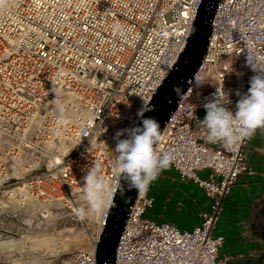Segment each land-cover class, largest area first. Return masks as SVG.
I'll return each instance as SVG.
<instances>
[{
  "label": "built area",
  "instance_id": "built-area-1",
  "mask_svg": "<svg viewBox=\"0 0 264 264\" xmlns=\"http://www.w3.org/2000/svg\"><path fill=\"white\" fill-rule=\"evenodd\" d=\"M201 2L8 0L0 6V264L45 256L46 234L35 232L49 231L58 219L79 231L56 251L69 255V264H96L109 208L78 214L88 207L83 177L99 165L118 188L116 133L137 126L183 51ZM248 58L264 69V0H220L195 73L203 85L194 76L188 82L158 145L172 154L179 179L193 182L210 206L197 226L180 230L147 218L153 199L148 190L139 193L115 264H218L223 238L212 232L222 203L240 175L254 172L244 152L247 138L230 148L210 142L199 112L217 88L235 112L237 92L246 94L257 74ZM26 237L27 251H15Z\"/></svg>",
  "mask_w": 264,
  "mask_h": 264
},
{
  "label": "clouds",
  "instance_id": "clouds-1",
  "mask_svg": "<svg viewBox=\"0 0 264 264\" xmlns=\"http://www.w3.org/2000/svg\"><path fill=\"white\" fill-rule=\"evenodd\" d=\"M248 63L257 74L251 77L246 94L237 92L239 99L235 112L226 107L230 101L223 88H217L214 99L206 98L203 105L206 115L200 123L207 129L210 142H221L230 148L253 136L258 128H264V69L259 68L255 62L250 63L249 58ZM193 79L197 87L203 85L198 74H194ZM52 91L55 93L54 87ZM60 108L62 111L63 106ZM146 110L154 109H141L139 115L143 117ZM141 124L142 126L116 133V156L112 168L126 182L129 190L136 189L139 193H146L151 182L171 166L173 156L169 152L161 153L158 150L162 139L158 120L146 117ZM125 134L127 138L121 139ZM83 180L88 207L80 208L78 214L85 217L104 213L112 206L117 185L101 176L99 165L95 164L89 168Z\"/></svg>",
  "mask_w": 264,
  "mask_h": 264
},
{
  "label": "water",
  "instance_id": "water-1",
  "mask_svg": "<svg viewBox=\"0 0 264 264\" xmlns=\"http://www.w3.org/2000/svg\"><path fill=\"white\" fill-rule=\"evenodd\" d=\"M219 1L202 0L183 51L147 104L146 109L154 110L144 111L137 126H142L143 118L154 117L160 124V131H163L165 123L188 90V82L200 67L211 34V22ZM138 195L139 192L136 189L129 190L126 182L119 178L112 206L109 207L105 226L95 247L96 264H115L117 244ZM248 221L252 236L264 243V203L251 209ZM263 258L264 255H260L256 258L257 260L254 257H246L233 262L235 264L246 259L247 264H253V262L260 264Z\"/></svg>",
  "mask_w": 264,
  "mask_h": 264
},
{
  "label": "crops",
  "instance_id": "crops-1",
  "mask_svg": "<svg viewBox=\"0 0 264 264\" xmlns=\"http://www.w3.org/2000/svg\"><path fill=\"white\" fill-rule=\"evenodd\" d=\"M244 152L247 156L248 168L254 174L243 173L240 175L230 194L224 199L228 201L230 210L225 219L226 226L223 229L227 234L230 232V239L227 240L226 234H217L223 238V244L218 252V264H231L235 260H242L246 257H254L257 260L256 258H259L260 255H264V243L252 236L248 227L251 209L264 203V128H258L253 136L247 138ZM169 168L176 174L171 166ZM200 174L205 178L208 171H203ZM200 191L202 190L200 189ZM206 209L208 206L207 208L206 206L200 207L198 216ZM199 223L200 221L195 222L183 229L191 230ZM245 260L235 262V264H247ZM254 263L256 264V262ZM260 264H264V258Z\"/></svg>",
  "mask_w": 264,
  "mask_h": 264
},
{
  "label": "rangeland",
  "instance_id": "rangeland-1",
  "mask_svg": "<svg viewBox=\"0 0 264 264\" xmlns=\"http://www.w3.org/2000/svg\"><path fill=\"white\" fill-rule=\"evenodd\" d=\"M166 20H170L169 15H166ZM199 115L200 118H204L206 111H200ZM169 169L162 171L157 179L149 185L148 195L153 199V206L146 213V217L156 221L158 219V221L172 223L180 230H187L183 228L200 221V216H198L200 207L206 206L207 208L208 206L209 208L211 202L193 182H181L178 175ZM200 177L203 178V175L200 174ZM229 210L228 201L224 200L212 232L213 236L226 234L225 237L227 240L230 239V232L227 234L223 229L226 226L225 219L227 218ZM70 228L71 230H68ZM48 230L43 232L36 231L35 234L39 236H42V234L52 235L57 239V244L55 243L56 245H53L54 254L50 257L47 255L42 257L35 256L30 260H38L40 263L43 262V264L45 261H47V264H69V255L57 252L56 250H58L57 247L65 237L71 233H77L79 230L72 228L70 223L61 221L60 219L53 221L52 226ZM226 238H224L225 241ZM19 251L21 253L26 252L25 248H21Z\"/></svg>",
  "mask_w": 264,
  "mask_h": 264
},
{
  "label": "bare ground",
  "instance_id": "bare-ground-1",
  "mask_svg": "<svg viewBox=\"0 0 264 264\" xmlns=\"http://www.w3.org/2000/svg\"><path fill=\"white\" fill-rule=\"evenodd\" d=\"M6 1H8V0H0V6H2V5H4V3L6 2ZM86 200V199H85ZM87 201V200H86ZM31 204V203H30ZM31 207H34V205L33 204H31L30 205ZM68 230H71V228L70 229H68ZM30 238L29 237H26L25 239H23V241L22 242H20V243H16V244H18L19 246L18 247H16V251H19V250H21V248L23 249V248H25L24 247V245L25 244H28V242L30 241L29 240ZM44 239H45V241L46 242H48L49 243V245H50V248H48V252H47V256H52L53 254H54V247H53V245H56L57 244V239L54 237V236H52V235H45L44 236ZM56 243V244H55ZM26 250V249H25ZM27 251V250H26ZM45 255V256H46ZM30 255L29 256H25V258H27L26 260H24V263L25 264H43V262L42 263H40L38 260L36 261V260H33V261H31L30 260ZM46 262V263H45ZM44 262V264H47V261H45Z\"/></svg>",
  "mask_w": 264,
  "mask_h": 264
}]
</instances>
